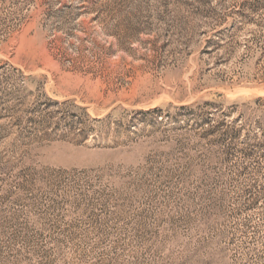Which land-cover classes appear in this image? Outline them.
<instances>
[{
	"label": "rangeland",
	"instance_id": "rangeland-1",
	"mask_svg": "<svg viewBox=\"0 0 264 264\" xmlns=\"http://www.w3.org/2000/svg\"><path fill=\"white\" fill-rule=\"evenodd\" d=\"M0 264H264V0H0Z\"/></svg>",
	"mask_w": 264,
	"mask_h": 264
}]
</instances>
